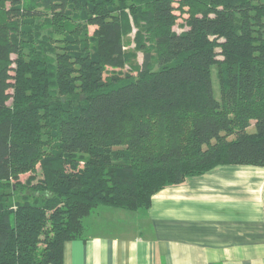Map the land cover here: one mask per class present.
Listing matches in <instances>:
<instances>
[{
	"label": "trees",
	"instance_id": "1",
	"mask_svg": "<svg viewBox=\"0 0 264 264\" xmlns=\"http://www.w3.org/2000/svg\"><path fill=\"white\" fill-rule=\"evenodd\" d=\"M220 166L264 168V0H0V264Z\"/></svg>",
	"mask_w": 264,
	"mask_h": 264
},
{
	"label": "crops",
	"instance_id": "2",
	"mask_svg": "<svg viewBox=\"0 0 264 264\" xmlns=\"http://www.w3.org/2000/svg\"><path fill=\"white\" fill-rule=\"evenodd\" d=\"M63 264H264V168L220 166L151 198L96 208Z\"/></svg>",
	"mask_w": 264,
	"mask_h": 264
},
{
	"label": "rangeland",
	"instance_id": "3",
	"mask_svg": "<svg viewBox=\"0 0 264 264\" xmlns=\"http://www.w3.org/2000/svg\"><path fill=\"white\" fill-rule=\"evenodd\" d=\"M41 22L38 23V21H34V26L40 25ZM49 30L46 27H43L40 29V34L42 36H47ZM59 38H54V40H58ZM56 52H60V49L62 48V44L58 41L54 44ZM211 76H212V82H213V88H214V95L216 98L219 97V87H218V74H217V68L213 67L211 69Z\"/></svg>",
	"mask_w": 264,
	"mask_h": 264
}]
</instances>
